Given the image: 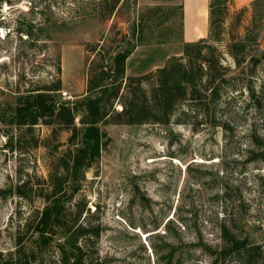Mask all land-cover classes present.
<instances>
[{
	"label": "rangeland",
	"instance_id": "374dc122",
	"mask_svg": "<svg viewBox=\"0 0 264 264\" xmlns=\"http://www.w3.org/2000/svg\"><path fill=\"white\" fill-rule=\"evenodd\" d=\"M132 1L134 10L102 20L99 0H0V112L9 114L24 91L58 79L66 101L82 96L89 46L118 39L129 21L143 20L150 33L126 61V76L142 83L131 122L103 128L108 145L86 175L84 194L103 226L99 257L104 264H213L225 227L258 246L264 264V161H249L252 135L264 138V113L242 109L246 96L234 89L248 65L232 62L223 44L212 42L210 1ZM240 11L226 8L225 29L238 41L249 31L263 52L264 0ZM238 18L240 27L230 28ZM187 24L198 38L186 40ZM262 81L264 73L256 72L255 85ZM14 133L0 123V192L25 174L45 178L52 157L41 147L11 152ZM36 133L43 140L49 130ZM32 207L0 195L3 256L13 251L16 214ZM224 262L241 264L237 257Z\"/></svg>",
	"mask_w": 264,
	"mask_h": 264
},
{
	"label": "trees",
	"instance_id": "16d2710c",
	"mask_svg": "<svg viewBox=\"0 0 264 264\" xmlns=\"http://www.w3.org/2000/svg\"><path fill=\"white\" fill-rule=\"evenodd\" d=\"M231 3L232 0H210L211 40L223 44L224 54L232 62L248 65L247 76L236 77L234 89L238 98L246 96L247 104L242 109L251 108L261 115L264 81L256 86L255 76L258 71L264 73V51L258 53L257 37L249 38V31L238 41V35L225 29L226 8ZM134 4L132 0H99L96 13L107 20L122 11L134 10ZM240 20L236 19L230 28L240 27ZM149 33L143 20H133L127 23L126 34H116L118 39L89 46L85 91L73 101L62 99L58 79L24 91L16 97L9 114L0 112V123L15 132L8 145L11 152L21 155L26 147H41L52 156L45 178L34 181L25 174L13 188L0 192L2 197L13 195L30 207L36 200L42 202L41 208L32 207L26 215L18 211L13 251L5 256L0 252V264H104L98 250L103 226L98 209L91 210L84 194L86 175L97 167L108 145L103 128L131 122L142 83L138 77L126 76V61ZM248 41L254 44L252 49L244 45ZM247 49L251 53L245 52ZM117 106L120 110H116ZM39 127L49 130L43 140L36 133ZM65 132L68 137L63 143L60 136ZM251 145L249 161H264V138L252 135ZM220 234L222 245L213 253V264H225L228 258L236 257L241 264H258L262 256L258 246L236 237L225 227L220 228Z\"/></svg>",
	"mask_w": 264,
	"mask_h": 264
},
{
	"label": "crops",
	"instance_id": "0c3cea01",
	"mask_svg": "<svg viewBox=\"0 0 264 264\" xmlns=\"http://www.w3.org/2000/svg\"><path fill=\"white\" fill-rule=\"evenodd\" d=\"M206 2L210 1V0H205ZM257 0H232V3H231V7L232 9L234 10H242V9H247V10H250V6L255 3ZM191 5V4H190ZM188 2L185 4V10H188L189 9V6ZM206 6V3H200L198 5L199 7V10L200 9H204ZM203 7V8H202ZM200 32H198V34H194L192 29H189V25L187 24V26L185 25V31H184V36L185 37H188L189 39H186V40H191V39H194V38H198L200 36L199 34Z\"/></svg>",
	"mask_w": 264,
	"mask_h": 264
},
{
	"label": "built area",
	"instance_id": "2783aa9c",
	"mask_svg": "<svg viewBox=\"0 0 264 264\" xmlns=\"http://www.w3.org/2000/svg\"><path fill=\"white\" fill-rule=\"evenodd\" d=\"M61 95H62V99L65 100L66 99V94L65 93H62Z\"/></svg>",
	"mask_w": 264,
	"mask_h": 264
}]
</instances>
